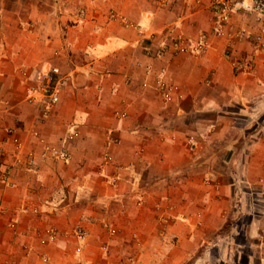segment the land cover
Instances as JSON below:
<instances>
[{
  "label": "crops",
  "instance_id": "crops-1",
  "mask_svg": "<svg viewBox=\"0 0 264 264\" xmlns=\"http://www.w3.org/2000/svg\"><path fill=\"white\" fill-rule=\"evenodd\" d=\"M211 1L0 0V264H264V53L242 71L251 43L212 33ZM178 34L209 47L174 53ZM52 67L45 111L27 87Z\"/></svg>",
  "mask_w": 264,
  "mask_h": 264
},
{
  "label": "built area",
  "instance_id": "built-area-1",
  "mask_svg": "<svg viewBox=\"0 0 264 264\" xmlns=\"http://www.w3.org/2000/svg\"><path fill=\"white\" fill-rule=\"evenodd\" d=\"M159 4H166L168 0H157ZM211 8V22L212 33L216 36L226 37L229 43L233 40L236 41H249L251 43L250 54L241 59L240 67L242 71H251L253 67V58L258 52L264 53V0H212ZM111 15L119 18L124 24H131L123 16H117L112 10ZM233 14H241L251 16L258 23V30L252 31L246 26H239L237 28L230 27V20ZM171 45L174 53L189 52L194 55L203 54L209 47V41L205 36L196 39H187L182 34H178L172 41ZM168 46L161 44L158 46L155 56L163 57L167 52ZM145 54H150L149 48L144 49ZM59 72L58 68L52 67L47 71L41 73L39 77L38 86H28L27 96L28 99H33L41 102L45 111L53 106L59 98V87L54 82V74ZM156 86L165 102H170L175 96V88L173 84L169 83L164 77L163 73L159 72L156 76ZM10 136L12 145V165H33V158L35 152L32 149H25L23 142L11 130L7 131ZM31 135L36 139L39 146L38 155L41 158H51L53 160L67 161L69 159V151L64 146L55 145L47 141L39 134L36 129L31 130ZM110 159V156H107ZM5 176H1L4 179ZM79 235H83L81 229L78 230ZM1 264H18L15 261L6 260Z\"/></svg>",
  "mask_w": 264,
  "mask_h": 264
},
{
  "label": "rangeland",
  "instance_id": "rangeland-1",
  "mask_svg": "<svg viewBox=\"0 0 264 264\" xmlns=\"http://www.w3.org/2000/svg\"><path fill=\"white\" fill-rule=\"evenodd\" d=\"M100 251H101V253H102V252L108 253V248H107V246H106V245H102V246H100ZM78 264H80V263H78Z\"/></svg>",
  "mask_w": 264,
  "mask_h": 264
}]
</instances>
